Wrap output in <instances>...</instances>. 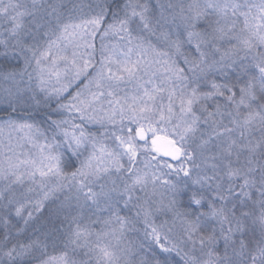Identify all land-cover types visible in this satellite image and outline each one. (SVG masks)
I'll list each match as a JSON object with an SVG mask.
<instances>
[{
  "label": "snow or ice",
  "instance_id": "6c2138e0",
  "mask_svg": "<svg viewBox=\"0 0 264 264\" xmlns=\"http://www.w3.org/2000/svg\"><path fill=\"white\" fill-rule=\"evenodd\" d=\"M0 264H264V0H0Z\"/></svg>",
  "mask_w": 264,
  "mask_h": 264
}]
</instances>
